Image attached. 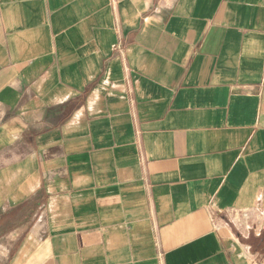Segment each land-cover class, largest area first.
Wrapping results in <instances>:
<instances>
[{
  "label": "crops",
  "instance_id": "obj_1",
  "mask_svg": "<svg viewBox=\"0 0 264 264\" xmlns=\"http://www.w3.org/2000/svg\"><path fill=\"white\" fill-rule=\"evenodd\" d=\"M264 254V0H0V264Z\"/></svg>",
  "mask_w": 264,
  "mask_h": 264
},
{
  "label": "built area",
  "instance_id": "obj_2",
  "mask_svg": "<svg viewBox=\"0 0 264 264\" xmlns=\"http://www.w3.org/2000/svg\"><path fill=\"white\" fill-rule=\"evenodd\" d=\"M249 264H264V254H255Z\"/></svg>",
  "mask_w": 264,
  "mask_h": 264
}]
</instances>
